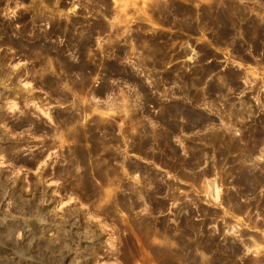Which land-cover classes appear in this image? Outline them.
I'll use <instances>...</instances> for the list:
<instances>
[{
    "label": "rangeland",
    "instance_id": "374dc122",
    "mask_svg": "<svg viewBox=\"0 0 264 264\" xmlns=\"http://www.w3.org/2000/svg\"><path fill=\"white\" fill-rule=\"evenodd\" d=\"M165 1L92 0L97 10L89 12L82 10L83 2L80 4L76 0H0V28L13 26L23 18L37 20L34 18L43 16V21L35 22L36 26H33V30L43 36L55 26L53 22L65 24L71 20L93 22L100 19L106 25H117L120 35L114 40L108 32L96 34L85 43L89 45V57L100 54L101 59H96L98 64L102 62L109 66L115 60L108 48L117 44L127 50L129 44L124 39L136 29L135 25L144 24L143 31L166 29L152 21L150 15L154 6ZM210 2L192 0L189 6L204 8ZM34 3L37 10L33 12ZM232 4L237 10L246 9L245 15L234 25L235 42L213 45V49H207L213 55L203 59H198V49L194 45L187 44L186 57L175 56L169 63L161 61L155 67L152 60H145L143 67H137L142 55L134 53L136 57L123 59L118 67L134 71L138 81L127 78V73L107 75L106 86L114 88L116 95L105 93L106 96L91 97L96 110L90 115L79 116L84 124H89L93 117L105 120L106 124L112 123L122 129L118 137L122 131L124 136L131 117L155 116L162 105L171 101L169 96L163 98L154 93L152 82L155 79H161L177 65L183 66L188 76L203 68L206 70L203 87L216 90L219 114L236 120L235 123H215L220 132L227 135L223 147L230 142L243 149L248 143L256 142L261 152L241 162L233 158L227 163L233 166L229 172L221 168L216 173L203 175L198 186L185 187L175 183L164 187V184L172 183L170 172H154L153 180H143L138 172L126 169L117 178L107 171L112 181L103 185L100 171L82 169L86 167L83 164L78 167L72 164V151L76 148L73 140L66 137L58 140L53 136L59 130L54 116L66 117L68 111L75 109L70 105V92L67 88L62 89L61 92L68 95V101L57 102L54 98H61L60 95L51 96L45 84L36 89L30 76L32 69L50 68L47 61L58 67V61L43 59L39 65V60L21 56L14 48L2 45L0 39V264H163L168 259L169 264H192L193 260L201 264L204 259L219 258L220 249L225 254L231 246L234 247L232 251L235 250V264H264V226L260 221L264 189V122L259 124L262 128L258 136H245L249 132L246 127L252 125L247 121L264 117V59H256L261 57L260 52L264 57V0H232ZM244 29L252 31V38L246 37ZM254 29L258 30L257 36H254ZM198 37L196 41L211 45L206 35ZM69 43L74 42L57 37L48 44L46 42L54 53L64 51L73 66L79 62L80 55L75 45L70 44L72 48L65 51V45ZM177 46L174 44V48ZM2 71L10 73L9 82ZM15 77L17 82L12 81ZM101 81L99 76H93L90 89H100ZM168 87L163 85L161 88ZM148 94L161 101L148 100ZM79 100L85 103L87 99L80 96ZM204 100L212 99L206 96ZM210 108L204 104L203 114L218 116ZM82 126H78L81 131ZM89 147L87 144L80 149ZM88 153L96 157L98 150ZM131 153H123L125 158L117 159L115 163L125 164L127 158H134ZM202 162L199 167L205 168L209 161L205 157ZM96 163L95 160L90 162L94 168H97ZM249 163L253 167V182L243 187L237 179L242 170L251 168L247 166ZM220 185L218 196L216 188ZM234 195L246 203L247 209L237 213L231 203H226L225 199ZM211 212L222 216L207 225L213 235L186 236L188 240L195 238L205 243L198 245L194 256L189 255L190 250L181 252L184 256H176L180 253L178 236L170 235L166 241L162 230L177 229L180 227L178 222L187 221L189 215L206 217ZM143 229H149L151 234H145ZM168 242L173 245L172 256L165 258L158 252L163 247H170Z\"/></svg>",
    "mask_w": 264,
    "mask_h": 264
},
{
    "label": "bare ground",
    "instance_id": "6f19581e",
    "mask_svg": "<svg viewBox=\"0 0 264 264\" xmlns=\"http://www.w3.org/2000/svg\"><path fill=\"white\" fill-rule=\"evenodd\" d=\"M192 0H166L162 4H158L154 7L152 10L151 19L152 21H155L157 24H160L162 27L165 26L164 20L170 21L174 27L177 30V32H185L189 36H203L205 35L206 31H214L217 32V39L214 42L215 47L217 45L221 44H229L233 42H229L227 40V36L232 35L233 32V39L235 42V23L238 22V20H241L243 13L240 10L235 9L234 5L232 4L231 0H210L211 2L206 4L203 8L202 6L197 5L196 8H191L190 2ZM35 5V10H37V6ZM199 6V7H198ZM45 9V8H44ZM43 9V10H44ZM234 13V14H233ZM43 16L36 17L34 19L37 20H30L29 23L31 25V38L28 39L33 44L27 45L25 48H27L28 52L33 54L34 56L31 58L33 60H39V65L42 64V60H57L58 67H53L54 63H50V61H47L49 63L50 68H43L41 67L38 71L32 70L30 76L33 77L32 81L34 83L35 88H42V86L45 84L47 88L50 89V95L51 96H61V98H54L57 102H65L68 101L67 97L68 95L64 92H61L62 89L67 88L69 92L72 94V99L74 97H78L77 100H75V103H71L74 109V115L76 116H68L65 118V120H59L55 117V123H56V129H59L56 133L58 135H53L58 140H61V138H70L73 140V143L76 145V148L73 149V156L71 158L72 164L74 163L77 167L81 164L85 165L86 167L82 169H88V170H98L102 173L103 176V185H108L111 183L112 179L108 177L109 174H107V171L113 172L115 174V178H117V175L121 173L124 169L135 171L136 170L128 163L124 162L121 163L120 170L118 171L116 168H114L113 165H111L112 162H116L117 159L114 157H117V152H119V155L125 154L129 151V147L132 149L134 142L138 140L140 136H136V134H126L122 136L123 131L120 134V137H115L113 135L114 131H121L122 129L119 128L118 130L114 125L106 124L105 128L107 132H111L110 136L104 139L105 137L100 136L99 132L104 129V120L98 119L93 117L89 124L83 123V119L79 120L80 114L86 115L87 113L90 115L92 112H94L96 109L95 105L91 103V97L95 96H104L105 93L116 95L113 93L114 88H110L108 85L106 86V81L109 78L107 75L115 73V75H119L121 73H127V78L130 80L137 82L138 81V75L135 74L134 71H126L121 66V62L123 59L130 58L136 53L142 55L140 61L136 64L137 67H143L145 65V60L151 61L152 66L159 65L161 61L164 63H169V60L174 58L175 56L178 57H186L188 50L185 48L182 51H176L172 49L170 46H168V43L170 42L167 40V38L162 34L164 33L162 30L159 31H143L145 28L139 24L137 25L136 29L132 32H127L128 35L125 36L124 42L128 43L129 46L127 47V50L125 47L119 48L118 46H110L108 50L112 51L106 52L110 53V55L114 58L115 62L114 64H110L109 66L103 65L102 62L98 64L97 60H100L101 55L99 56L97 54L93 55V58L89 57L87 48V45L85 43V40L91 39L90 36L93 34L92 32H87V34L82 33L81 31L74 32V29L70 27L67 23L61 24L60 22H53L55 23V26L50 29V31L46 35H39L33 30V25L35 22L41 21ZM24 22L27 20L26 18L22 19ZM99 20V19H97ZM43 21V20H42ZM151 21V22H152ZM76 23L72 22L73 28L75 27ZM100 24H97V35H101L105 32L109 33V37H114V40L116 37L120 35V32L117 29V25H108L106 27H100ZM143 29V30H141ZM152 33L150 36H147L146 33ZM243 32L245 33L246 37L249 39L252 38L250 33L252 31L248 29H244ZM257 29L253 30L254 36H257ZM25 32L20 31L19 29H14L13 26L7 27L6 26V47H12L19 49L23 52L24 47L22 45L15 41L16 37H22ZM147 33V34H148ZM30 34V33H29ZM58 38H65L66 42H74L69 43L68 46H65V51L70 50L71 45H75L74 48L77 49L78 58L80 59L79 62L76 65L72 66V63H70V59L66 58L64 56V51H56L55 53L51 51L50 47L47 46L48 41L52 40L53 37ZM39 39V40H38ZM178 39V38H176ZM176 39H172L171 41H175ZM37 40V42H36ZM109 42H113L112 40H108ZM224 41V42H222ZM47 42V44H46ZM43 43V45L41 44ZM46 44V46H44ZM71 44V45H70ZM173 44V43H172ZM186 44L194 45L195 48L198 49V53H201L202 56L198 57V59H203L204 57H207L206 52L207 49H209L210 46L206 44H199L198 47H196L195 44H190L187 42ZM257 44V42H256ZM189 47V46H188ZM115 49V51H113ZM167 50H171L172 56L170 53H167ZM103 53V52H101ZM54 54V56H52ZM136 57V56H135ZM97 59V60H96ZM96 60V62H94ZM154 70V69H153ZM40 72V73H39ZM156 72V71H155ZM206 70L203 68L196 69L191 75H187V72L185 71V68L183 66L177 65L173 67L171 70H168V73L163 75L161 79H155L154 82H152L153 90L156 95L163 96V98L168 97L171 98V101H169L168 105H162L158 111H157V118L156 121H154L155 125H157V129H150L151 133L154 135L155 141H158V139L162 137H166L170 135L171 131H181L182 121H196L197 118L201 116H205L202 112V106L204 104H208L218 116H223L219 114V110L216 109V100L211 102H206L204 98H206L207 93L210 91L212 87L209 89H206L203 87V79ZM4 75H6V81H10L9 78H7L10 73L6 71L1 72ZM26 74H29L27 72ZM137 75V76H136ZM93 76H99L100 80L103 81L102 85L98 88L100 89H90L91 82L93 80ZM12 81H18V79L13 78ZM101 81V82H102ZM15 84V82H13ZM13 84V85H14ZM163 85H169L168 88H161ZM40 86V87H39ZM44 88V87H43ZM80 96H83V98L87 99L84 101L85 103H80ZM106 96V95H105ZM148 96V97H147ZM146 97L148 100L156 101L153 95L148 94ZM159 101H161L159 99ZM77 102V103H76ZM80 103V104H78ZM154 104H157L155 102ZM229 117V116H228ZM133 120H136V117L130 118V123L133 122ZM235 122V121H234ZM260 122H263L260 120ZM163 123V128H158L159 124ZM83 125L84 128L83 131H81V128L78 129L79 125ZM151 124V123H150ZM260 123H258L259 126ZM69 125V126H67ZM71 125V126H70ZM112 125V126H111ZM138 125L147 126V124H143L141 122L138 123ZM82 126V127H83ZM66 129H68L66 131ZM142 130L146 132V128L143 127ZM149 130V129H148ZM261 132V127H255L254 131L249 130V136L256 134L258 136V133ZM109 135V134H108ZM107 135V136H108ZM222 137L219 139L220 145H224V139L226 138L224 134H221ZM224 136V137H223ZM218 135L212 139H217ZM113 138V139H111ZM257 138V137H256ZM125 139V140H124ZM131 140L132 142L128 144V141ZM139 141L141 142L140 146L142 147L143 138H140ZM89 144V148L87 150L80 149L81 146H86ZM110 144H119L121 148L123 149L122 152L119 151L120 147H117V150H114L113 147H110ZM256 142H253L252 144L248 143L245 148H240L236 144H232L230 142H227V153L224 158H227L228 154L236 155L234 159L238 158V162L241 160L243 161L245 158H249L252 155H254L253 151L257 147ZM172 150H176L175 147H171ZM95 151L98 150L97 156L90 155V153L87 154L89 151ZM102 153H105V156H102ZM108 159V162L106 163ZM124 159V158H123ZM122 159V160H123ZM91 160H95L97 168L92 167L90 164ZM110 160V161H109ZM231 159L230 161H232ZM249 160V159H248ZM229 161V162H230ZM240 161V162H241ZM71 164V165H72ZM129 164V165H128ZM247 166L251 167L246 168L245 170H242L240 172V175L237 179V183L241 186H249L252 184L253 179H251L252 175V165L249 163ZM248 170V171H247ZM124 172V171H123ZM155 172V171H154ZM152 172L150 176H148L149 172L144 173V175L148 177H142L143 180H153L154 175L156 173ZM221 185L216 188L217 195H220L221 192ZM239 193V191H238ZM264 194V189H263ZM262 194V203H261V218H263L264 223V196ZM225 200L226 203H231L232 209H234L235 212L239 213L238 211L242 212L245 209H247L246 205L242 206L239 209L235 208V205L239 204L237 195L227 197ZM122 204V203H121ZM159 203H157L158 205ZM261 224H262V220ZM193 225L188 224L186 227H191ZM145 234H151L149 229H143ZM164 235V238H166L168 241L170 237V233L168 230H162L161 232ZM160 234V233H159ZM175 236V235H172ZM188 235L182 234V236H178L177 238V249L180 250V253H176L175 255L180 257L184 256L181 252L184 250H190V256H194L193 253L197 251L198 245L205 243V241H199L197 239L188 240ZM198 236V235H195ZM169 243V242H168ZM164 244H167L165 242ZM170 244V243H169ZM172 244L169 246L163 247L162 249H159L158 254L162 255L165 258L171 257L172 252ZM231 246V245H230ZM233 249L234 247L231 246ZM230 249L229 252L223 254L222 248L220 249L218 256L219 258L212 259L211 261H208V259H204L201 261V264H235L234 257H235V250L232 251ZM221 257H224L225 259H222ZM171 261L165 260L163 264H169ZM192 264H200L196 260H193Z\"/></svg>",
    "mask_w": 264,
    "mask_h": 264
},
{
    "label": "flooded vegetation",
    "instance_id": "af4514ba",
    "mask_svg": "<svg viewBox=\"0 0 264 264\" xmlns=\"http://www.w3.org/2000/svg\"><path fill=\"white\" fill-rule=\"evenodd\" d=\"M77 2H83L81 4L80 8L84 11H89V12H95L97 8L95 7L94 3H91L92 0H76ZM96 1V0H94ZM232 2V0H231ZM155 7V6H154ZM152 8V10L154 9ZM79 8V9H80ZM151 10V11H152ZM245 10H240L243 15H245ZM152 13V12H151ZM234 14V13H233ZM72 22H75L76 25L73 28ZM165 23V28L166 29L162 30L164 33H162L167 40L170 42L168 43V46H170L172 49L176 51H182L184 50L187 46V42L190 44H195L196 47L201 44V42L196 41L199 39L198 36H189L185 32H177L176 29L171 28L174 27V25L167 20H164ZM64 24V23H61ZM72 29H74V32H82L84 34H87V32H92L93 34L90 36V38H95L97 34V24H100V27H106L104 22H101V20H94L93 22L91 21H80V20H71L67 23ZM144 25V24H141ZM2 26V25H1ZM6 26L11 27L10 25H5L0 28V39H1V44L6 46ZM36 26V25H33ZM137 27V25H135ZM14 29H19L22 32H25L22 37H16L17 42H19L22 47H24L23 52L20 51L19 49H14L16 53L20 54L21 56H26L28 58H32L34 55L28 52L27 48H25L27 45L33 44L28 40V38H31V25L29 23V20H26L25 22L23 20L16 21V24L13 25ZM36 32V30L34 29ZM30 33V34H29ZM40 35V33L38 32ZM151 34L148 33L147 36H150ZM207 42H209L211 45H209V49H213V45L215 44L214 42L217 39V32L214 31H206L205 32ZM233 35V32H232ZM227 36V40L229 42H234L233 36ZM41 36V35H40ZM58 38V36H57ZM176 39L174 42L171 41L172 39ZM39 40V39H38ZM87 40V39H86ZM52 41V40H51ZM37 42V40H36ZM224 42V41H222ZM173 43V44H172ZM43 45V43H41ZM174 44H178L177 48H174ZM66 46V45H65ZM167 53H170L172 56L171 50H167ZM238 52L240 50L238 49ZM198 57H201L202 54L198 53ZM206 55H213L212 52L208 51L206 52ZM260 56L262 57V54L260 52ZM253 58V56H251ZM260 57V58H261ZM256 58L257 61H261L264 59V57ZM40 69V68H39ZM39 69H34L35 71H38ZM33 70V69H32ZM31 70V71H32ZM213 88L210 89V91L207 93V96H209L212 100L211 102L215 101L217 98V94ZM72 93H69V98L71 99L70 103H75L74 101L77 100L78 97H74L72 99ZM77 103V102H76ZM80 104V103H78ZM72 106V104H70ZM76 108V107H75ZM76 116L74 115L73 111H68L66 117H62L61 114L56 115V118H58L60 121L65 120L68 116ZM158 116H144V117H136V120L132 123H129V126H127V133L128 134H136V136H140L137 141L134 142L133 148L131 149L130 147L128 148V152H132L130 155H134V158H127L126 162H128L135 170L138 172L142 177H148L152 174V172H163V173H172L171 176L173 177L172 183L171 184H164V187H168L172 184H179V186H198L201 185V181L203 178V175L207 174H213L216 173L218 169H223V171H230L233 166L227 165V163L236 157V155H227V158H224L227 153V147H223V145H220L219 139L222 137L220 132V129H218L215 126V123H218L219 121L222 122H232L235 123L234 119L228 117V116H213V115H205L197 118L196 121H182L183 124L179 126L181 128V131H171L170 135L166 137H162L158 139V141H155L154 135L150 132L151 128L157 129V125H155L154 121H156V118ZM260 120L264 122V117H260ZM260 120L258 121H247L251 123L252 125L247 126L246 129L254 131L255 127H259L258 123H261ZM105 123V120L103 121ZM141 122L143 124H147V126L143 125H138V123ZM115 123V122H114ZM152 125H151V124ZM134 124V125H133ZM106 123L104 124V129L99 132L100 136L107 137L110 136L111 132H107L105 128ZM116 125V124H115ZM146 128V132L142 130V128ZM163 123H160L158 128H163ZM262 128V126H261ZM118 130V128L116 127ZM149 129V130H148ZM109 134V135H108ZM118 132L114 131L113 135L115 137H118ZM108 135V136H107ZM217 137V139H212L214 137ZM227 136V135H226ZM225 136V137H226ZM246 137H249V132L245 135ZM224 137V136H223ZM140 138H143L142 142V147L140 146L141 142L139 141ZM113 139V138H111ZM132 141L129 140L128 144H130ZM251 144V143H250ZM257 145V144H256ZM110 147L114 146L113 149L117 150V147H120L119 151L122 152L123 149L121 146L115 144H110ZM171 147H175L176 150H172ZM260 153L261 150H258L256 147L253 153ZM102 156H105V153H102ZM207 157L208 159V165L205 168L199 167L203 162L204 158ZM115 159L122 160L125 158L122 154L119 155V152H117V157H114ZM110 161V160H109ZM108 162V159L106 163ZM128 164V165H129ZM111 165L114 166L118 171L120 170L121 164L120 163H115L111 161ZM227 165V166H225ZM149 172L148 176L144 175V173ZM227 175V174H226ZM225 175V176H226ZM228 183L231 182V180H227ZM233 183V181H232ZM161 190V188H159ZM264 196V194H263ZM239 196H237L238 199ZM264 198V197H263ZM239 204L235 205L236 209L241 208L242 206H245L246 203H244L243 200H238ZM233 206V205H232ZM234 207V206H233ZM240 213V211H238ZM218 217L217 213L211 212L209 216L206 217H201L196 215L193 217L191 215L188 216L187 221H180L178 224L180 227L177 229H172L171 231L168 230V232L171 235L175 236H182L184 235H198V236H206V235H213L208 231V224L215 220ZM262 220V226H264L263 223V218L260 219ZM189 223L192 224L193 226L191 227H186L185 225Z\"/></svg>",
    "mask_w": 264,
    "mask_h": 264
}]
</instances>
